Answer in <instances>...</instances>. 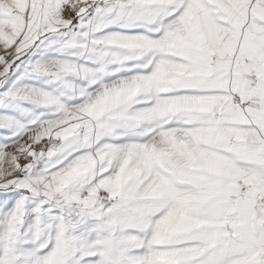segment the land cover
Returning <instances> with one entry per match:
<instances>
[{"label":"snow or ice","instance_id":"1","mask_svg":"<svg viewBox=\"0 0 264 264\" xmlns=\"http://www.w3.org/2000/svg\"><path fill=\"white\" fill-rule=\"evenodd\" d=\"M0 264H264V0H0Z\"/></svg>","mask_w":264,"mask_h":264}]
</instances>
